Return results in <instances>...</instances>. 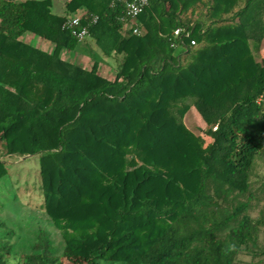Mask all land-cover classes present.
I'll use <instances>...</instances> for the list:
<instances>
[{
    "label": "trees",
    "instance_id": "obj_1",
    "mask_svg": "<svg viewBox=\"0 0 264 264\" xmlns=\"http://www.w3.org/2000/svg\"><path fill=\"white\" fill-rule=\"evenodd\" d=\"M198 1L150 0L142 35L123 30L120 6L89 9L100 52L122 56L113 78L97 61L60 56L79 44L62 25L81 0L65 16L49 0L4 4L20 32L56 44L53 54L25 45V62H0V143L10 158L38 156L41 208L64 239L60 251L41 231L22 264H259L264 205L252 215L262 199L250 180L264 161V0L226 19L239 0H211L212 24L183 22ZM178 27L191 31L187 49L171 46ZM191 40L205 43L182 65ZM13 49L2 45L0 59ZM192 106L217 126L206 151L183 121ZM7 172L0 160V179ZM12 250L0 244V264Z\"/></svg>",
    "mask_w": 264,
    "mask_h": 264
},
{
    "label": "rangeland",
    "instance_id": "obj_2",
    "mask_svg": "<svg viewBox=\"0 0 264 264\" xmlns=\"http://www.w3.org/2000/svg\"><path fill=\"white\" fill-rule=\"evenodd\" d=\"M211 0H199L196 4L185 8L181 13L183 22L193 23L198 20L207 26L212 24V17L208 15V8ZM245 0H239L232 12L223 16L224 19L230 17L234 11L243 5ZM233 24V21L217 22L213 26L221 24ZM95 41L87 37L79 42L78 47L89 46ZM197 42V41H196ZM201 42L196 46H191L190 51L183 55L182 65H186L196 56L199 48L204 46ZM264 57V49L261 50ZM122 56L117 55L112 58V69L101 66L100 72L104 76L114 77ZM260 59V58H259ZM76 63L81 61V56H76ZM93 61L88 64L92 66ZM89 67V68H90ZM185 125L202 141V151H206L215 139L217 126H207L197 109L192 106L183 119ZM0 160L6 161L8 172L0 179V240L13 246L10 254L5 255L8 264H22L24 254L30 252V248L36 241V236L44 231L54 241L61 251L64 246V239L61 230L56 228L48 214L41 208L43 201V190L41 188L40 166L38 156H28L23 158H10L5 154L4 148H0ZM250 190L255 192L262 200L257 209L252 211L253 216L259 214V210L264 205V161H261L254 170L250 180ZM260 244H264V228L260 234ZM244 257V256H242Z\"/></svg>",
    "mask_w": 264,
    "mask_h": 264
},
{
    "label": "crops",
    "instance_id": "obj_3",
    "mask_svg": "<svg viewBox=\"0 0 264 264\" xmlns=\"http://www.w3.org/2000/svg\"><path fill=\"white\" fill-rule=\"evenodd\" d=\"M29 0H0V48L2 45H12L13 51L11 52L12 58H10V54L5 56L4 58L0 59L1 61L10 60L14 64H19L21 62L26 61L27 50L25 45H29L35 49L40 51H44L48 54H53L56 50V44L34 32L24 30L20 32L21 26L19 24H11V19L17 14L15 9H11L10 7L4 8L5 3H13V4H20L24 3ZM49 9L52 14L56 16H65L68 14V4L71 0H49ZM111 0H81V5L75 12H71L69 16L79 14L83 11H88L91 9L92 11L96 12L102 9L105 3H109ZM6 18V20H4ZM8 20V22H7ZM205 27V26H204ZM90 37V35L88 36ZM89 46L85 47H78L75 48H65L60 52V56L62 59H65L70 62H76V56H81V61L78 62L79 64L83 65L86 68L88 64L93 61L98 62L99 70L101 66L106 67L107 69H112V58L116 57L113 56H104L100 50L98 49L97 45L94 42L89 43ZM181 49V48H178ZM35 55V53H32ZM182 54L181 60L183 58ZM36 57V56H34ZM0 148L3 149L2 143H0ZM244 261H251L252 257L244 256L242 257ZM256 260L259 264H264V256L257 257Z\"/></svg>",
    "mask_w": 264,
    "mask_h": 264
},
{
    "label": "built area",
    "instance_id": "obj_4",
    "mask_svg": "<svg viewBox=\"0 0 264 264\" xmlns=\"http://www.w3.org/2000/svg\"><path fill=\"white\" fill-rule=\"evenodd\" d=\"M150 0H111V7H121V13L118 16L119 22L123 24L124 31H131L135 35H142L143 29L139 25V17L149 6ZM99 20V16L94 13L83 11L66 18L62 27L71 31L72 35L79 42L84 41L89 35V27ZM85 22V24H83ZM191 31L178 27L173 31L171 46L176 48L182 46L187 49L183 37L189 38ZM196 40H191L190 46H196Z\"/></svg>",
    "mask_w": 264,
    "mask_h": 264
},
{
    "label": "water",
    "instance_id": "obj_5",
    "mask_svg": "<svg viewBox=\"0 0 264 264\" xmlns=\"http://www.w3.org/2000/svg\"><path fill=\"white\" fill-rule=\"evenodd\" d=\"M28 156H30V155L23 156V158L28 157Z\"/></svg>",
    "mask_w": 264,
    "mask_h": 264
},
{
    "label": "clouds",
    "instance_id": "obj_6",
    "mask_svg": "<svg viewBox=\"0 0 264 264\" xmlns=\"http://www.w3.org/2000/svg\"><path fill=\"white\" fill-rule=\"evenodd\" d=\"M229 247H230V248H231V247H234V245H230Z\"/></svg>",
    "mask_w": 264,
    "mask_h": 264
}]
</instances>
